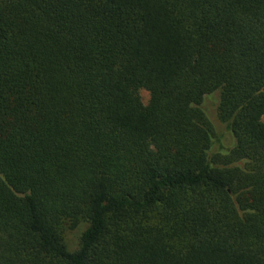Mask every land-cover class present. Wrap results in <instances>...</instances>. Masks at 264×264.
Segmentation results:
<instances>
[{"label": "trees", "instance_id": "1", "mask_svg": "<svg viewBox=\"0 0 264 264\" xmlns=\"http://www.w3.org/2000/svg\"><path fill=\"white\" fill-rule=\"evenodd\" d=\"M0 264H264V0H0Z\"/></svg>", "mask_w": 264, "mask_h": 264}, {"label": "rangeland", "instance_id": "2", "mask_svg": "<svg viewBox=\"0 0 264 264\" xmlns=\"http://www.w3.org/2000/svg\"><path fill=\"white\" fill-rule=\"evenodd\" d=\"M141 99L143 101L144 104H146L148 102L149 99V94L146 91H141ZM208 105V103H207ZM208 109V111H210L211 109L209 107H206ZM210 109V110H209ZM212 113V110L210 111ZM221 132L223 133L222 135V143L224 144L225 147H229L232 143V137L231 134L229 133V131H227L224 126L221 127ZM79 232L80 230L77 228L73 231H69L66 233V240L67 242L70 244L71 247H75L77 246V242H78V236H79Z\"/></svg>", "mask_w": 264, "mask_h": 264}]
</instances>
